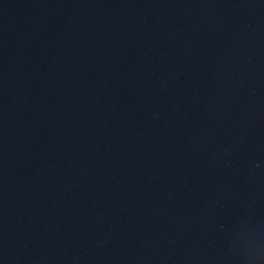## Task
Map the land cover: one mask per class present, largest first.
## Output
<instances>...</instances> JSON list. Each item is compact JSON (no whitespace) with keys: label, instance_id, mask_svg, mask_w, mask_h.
<instances>
[{"label":"water","instance_id":"1","mask_svg":"<svg viewBox=\"0 0 264 264\" xmlns=\"http://www.w3.org/2000/svg\"><path fill=\"white\" fill-rule=\"evenodd\" d=\"M0 264H264V0H0Z\"/></svg>","mask_w":264,"mask_h":264}]
</instances>
